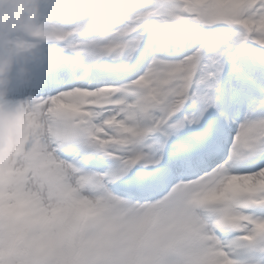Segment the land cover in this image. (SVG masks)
I'll use <instances>...</instances> for the list:
<instances>
[{"label": "snow or ice", "instance_id": "1", "mask_svg": "<svg viewBox=\"0 0 264 264\" xmlns=\"http://www.w3.org/2000/svg\"><path fill=\"white\" fill-rule=\"evenodd\" d=\"M40 4L0 264H264V0Z\"/></svg>", "mask_w": 264, "mask_h": 264}, {"label": "clouds", "instance_id": "2", "mask_svg": "<svg viewBox=\"0 0 264 264\" xmlns=\"http://www.w3.org/2000/svg\"><path fill=\"white\" fill-rule=\"evenodd\" d=\"M40 18V0H0V101L29 83L35 69L46 62V49L28 39L39 29ZM33 131L18 110L0 109V181L6 182L17 163L16 149Z\"/></svg>", "mask_w": 264, "mask_h": 264}]
</instances>
